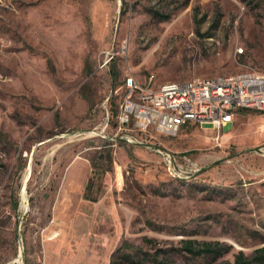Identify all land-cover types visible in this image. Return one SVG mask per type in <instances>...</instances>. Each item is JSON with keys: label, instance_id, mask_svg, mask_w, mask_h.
<instances>
[{"label": "rangeland", "instance_id": "374dc122", "mask_svg": "<svg viewBox=\"0 0 264 264\" xmlns=\"http://www.w3.org/2000/svg\"><path fill=\"white\" fill-rule=\"evenodd\" d=\"M245 71L264 72V0H0V243L12 240L0 264L252 254L264 244V112L239 110L221 134L132 132L144 143L116 122L127 76L157 87ZM159 148L200 169L174 177ZM15 201L18 226L2 237ZM188 238L231 249L194 255Z\"/></svg>", "mask_w": 264, "mask_h": 264}, {"label": "built area", "instance_id": "2783aa9c", "mask_svg": "<svg viewBox=\"0 0 264 264\" xmlns=\"http://www.w3.org/2000/svg\"><path fill=\"white\" fill-rule=\"evenodd\" d=\"M124 88L116 122L118 131L125 133L123 138L129 142L144 143L132 132L143 134L155 129L175 135L190 123L210 124L221 134L239 110L264 112V72L260 71L166 81L157 87L144 85L130 75L125 78ZM158 151L174 177L188 178L190 171L200 169L187 154L162 148Z\"/></svg>", "mask_w": 264, "mask_h": 264}, {"label": "trees", "instance_id": "16d2710c", "mask_svg": "<svg viewBox=\"0 0 264 264\" xmlns=\"http://www.w3.org/2000/svg\"><path fill=\"white\" fill-rule=\"evenodd\" d=\"M111 159L113 158L111 157ZM184 243V249L194 255L206 254L221 256L231 249L230 246L222 247L220 241L201 242L197 239L188 238L184 240ZM229 264H264V244L255 248L252 254H246L244 251L238 252L234 260L232 262H229Z\"/></svg>", "mask_w": 264, "mask_h": 264}, {"label": "crops", "instance_id": "0c3cea01", "mask_svg": "<svg viewBox=\"0 0 264 264\" xmlns=\"http://www.w3.org/2000/svg\"><path fill=\"white\" fill-rule=\"evenodd\" d=\"M244 109H250V108H244ZM230 123L233 124L234 120ZM17 207H18L17 201H15V203H13V205H10V207H9L10 210L9 211L7 210V213H10V216L8 217L7 214L5 216H2V220H4V222L7 223V225L5 226V229L8 230V231L2 233V237L4 235L7 237V235L12 233L13 230L16 231V227L18 226V223H19V219H18V216L16 213ZM11 241H10V244L7 241H5L3 244L0 243V262L2 260H8L10 258L11 247H12ZM16 260H18V259H16Z\"/></svg>", "mask_w": 264, "mask_h": 264}, {"label": "bare ground", "instance_id": "6f19581e", "mask_svg": "<svg viewBox=\"0 0 264 264\" xmlns=\"http://www.w3.org/2000/svg\"><path fill=\"white\" fill-rule=\"evenodd\" d=\"M24 192H26V190H25ZM22 193H23V192H22ZM26 195H27V194H26ZM26 201H27V197H25V201H23V197H22V207H25V206L27 205V202H26ZM22 253H23V252H22ZM22 253H21V254H22ZM21 254H20V255H21ZM17 259L19 260V258H17ZM20 261H21V260H20Z\"/></svg>", "mask_w": 264, "mask_h": 264}]
</instances>
